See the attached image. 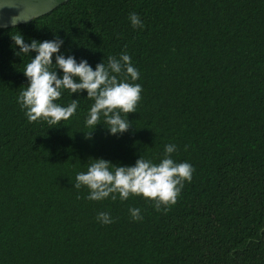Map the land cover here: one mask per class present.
<instances>
[{"label": "trees", "instance_id": "trees-1", "mask_svg": "<svg viewBox=\"0 0 264 264\" xmlns=\"http://www.w3.org/2000/svg\"><path fill=\"white\" fill-rule=\"evenodd\" d=\"M18 33L58 35L61 53L93 70L130 55L140 79L127 82L142 87L136 113H121L132 128L113 136L103 117L88 127L94 101L70 90L55 103L79 99L73 117L29 122L18 98L36 53L15 54ZM169 144L195 171L167 212L74 187L93 159L159 164ZM0 264H264V0H68L0 28Z\"/></svg>", "mask_w": 264, "mask_h": 264}, {"label": "clouds", "instance_id": "clouds-1", "mask_svg": "<svg viewBox=\"0 0 264 264\" xmlns=\"http://www.w3.org/2000/svg\"><path fill=\"white\" fill-rule=\"evenodd\" d=\"M129 20L133 28H144L136 13H131ZM18 22H22L18 17L10 21L13 26ZM11 39L14 41L13 48H19L15 53L17 56L36 53L23 71L29 84L18 98L22 108L26 109L29 122L42 119L52 126L73 117L79 99H73L66 107L55 103L61 98L62 90H70L72 94L86 91L87 99L94 101L86 120L88 127L96 129L103 117L104 125H107L113 136L124 134L132 128L129 115L123 118L121 113H136L142 87L127 82L129 77L133 82L140 79L130 55L122 53L119 59L109 57L107 65L103 61L93 70L87 60L77 62L74 56L63 55L61 48L64 41L58 35L53 40L42 42L31 39L28 43L21 33L11 35ZM57 69L63 72L62 77L58 75ZM121 75L124 80L119 79ZM92 133L86 134V138L91 139ZM176 151V145H166L164 158L159 164L143 157L136 161L135 166H120L104 159H93L86 173L77 174L74 187L80 189L81 186H87L90 189L87 199L92 201H101L110 195L115 200L116 193L122 200H127L130 195L142 196L155 202L156 211H161L163 206V211L167 212L176 205L184 182L190 183L195 171L191 164L176 163L172 159ZM130 213L134 220L143 219L138 208L130 209ZM97 219L103 224L114 222L106 212L99 213Z\"/></svg>", "mask_w": 264, "mask_h": 264}, {"label": "water", "instance_id": "water-1", "mask_svg": "<svg viewBox=\"0 0 264 264\" xmlns=\"http://www.w3.org/2000/svg\"><path fill=\"white\" fill-rule=\"evenodd\" d=\"M68 0H0V28L6 29L31 22ZM18 17L22 22L13 26L10 21ZM26 21V22H23Z\"/></svg>", "mask_w": 264, "mask_h": 264}]
</instances>
